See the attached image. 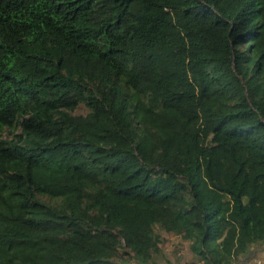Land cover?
Instances as JSON below:
<instances>
[{
  "label": "trees",
  "instance_id": "trees-1",
  "mask_svg": "<svg viewBox=\"0 0 264 264\" xmlns=\"http://www.w3.org/2000/svg\"><path fill=\"white\" fill-rule=\"evenodd\" d=\"M155 225L264 241V0H0V264H155Z\"/></svg>",
  "mask_w": 264,
  "mask_h": 264
},
{
  "label": "rangeland",
  "instance_id": "rangeland-1",
  "mask_svg": "<svg viewBox=\"0 0 264 264\" xmlns=\"http://www.w3.org/2000/svg\"><path fill=\"white\" fill-rule=\"evenodd\" d=\"M86 107L82 103H78L72 109V112L84 113ZM155 232L160 237V253L154 254L153 258L163 255L167 259L166 264H202L203 261L198 259V255L189 248V241L182 238L177 233H170L162 230L158 226H154ZM160 259V258H159ZM155 263V261H154ZM150 264V263H149ZM156 264V263H155ZM158 264H160L158 262Z\"/></svg>",
  "mask_w": 264,
  "mask_h": 264
},
{
  "label": "crops",
  "instance_id": "crops-1",
  "mask_svg": "<svg viewBox=\"0 0 264 264\" xmlns=\"http://www.w3.org/2000/svg\"><path fill=\"white\" fill-rule=\"evenodd\" d=\"M159 253L160 251L157 254ZM260 256L264 257V241L250 246L245 253L239 255L237 258L227 264H255L254 259ZM153 258H155L154 254ZM159 258L157 257L156 260H154L156 264H158V262L160 264L167 263V259L164 258L163 255L159 256Z\"/></svg>",
  "mask_w": 264,
  "mask_h": 264
},
{
  "label": "built area",
  "instance_id": "built-area-1",
  "mask_svg": "<svg viewBox=\"0 0 264 264\" xmlns=\"http://www.w3.org/2000/svg\"><path fill=\"white\" fill-rule=\"evenodd\" d=\"M255 264H264V257H256L254 259Z\"/></svg>",
  "mask_w": 264,
  "mask_h": 264
}]
</instances>
